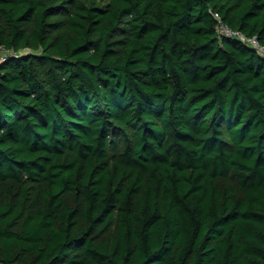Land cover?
<instances>
[{
	"label": "trees",
	"instance_id": "16d2710c",
	"mask_svg": "<svg viewBox=\"0 0 264 264\" xmlns=\"http://www.w3.org/2000/svg\"><path fill=\"white\" fill-rule=\"evenodd\" d=\"M210 10L264 46V0H0V264H264V54Z\"/></svg>",
	"mask_w": 264,
	"mask_h": 264
},
{
	"label": "built area",
	"instance_id": "2783aa9c",
	"mask_svg": "<svg viewBox=\"0 0 264 264\" xmlns=\"http://www.w3.org/2000/svg\"><path fill=\"white\" fill-rule=\"evenodd\" d=\"M213 14V16L216 18L217 23H216V29L219 34H224L227 36H234L239 38L240 40H243L256 48L259 52L264 54V46L259 43L257 38L255 36H246L242 31L238 29H232L229 27L225 22L222 21L219 13L217 11H212L210 10ZM8 50L1 49L0 50V60L3 58V54L6 53Z\"/></svg>",
	"mask_w": 264,
	"mask_h": 264
},
{
	"label": "rangeland",
	"instance_id": "374dc122",
	"mask_svg": "<svg viewBox=\"0 0 264 264\" xmlns=\"http://www.w3.org/2000/svg\"><path fill=\"white\" fill-rule=\"evenodd\" d=\"M23 51H25V50L23 49Z\"/></svg>",
	"mask_w": 264,
	"mask_h": 264
}]
</instances>
